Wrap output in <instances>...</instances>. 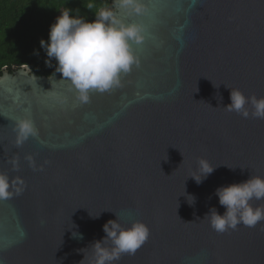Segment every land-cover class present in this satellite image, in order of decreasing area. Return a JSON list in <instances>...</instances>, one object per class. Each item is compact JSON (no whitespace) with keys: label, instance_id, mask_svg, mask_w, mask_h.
<instances>
[{"label":"water","instance_id":"obj_1","mask_svg":"<svg viewBox=\"0 0 264 264\" xmlns=\"http://www.w3.org/2000/svg\"><path fill=\"white\" fill-rule=\"evenodd\" d=\"M143 2L147 12L129 16L110 1L122 21L144 26L132 45L141 62L88 103L60 74L3 68L0 172L23 183L0 200V264H80L84 255L89 264L86 248L115 213L150 229L115 264H264V222L219 234L204 219L225 211L218 187L264 177V119L223 108L225 85L264 97V0ZM25 116L38 135L17 147ZM200 158L218 167L197 184L189 176Z\"/></svg>","mask_w":264,"mask_h":264},{"label":"clouds","instance_id":"obj_2","mask_svg":"<svg viewBox=\"0 0 264 264\" xmlns=\"http://www.w3.org/2000/svg\"><path fill=\"white\" fill-rule=\"evenodd\" d=\"M68 2L62 0L57 5L60 14L50 26L49 39H41L40 45L47 55L46 66L55 69L51 76L60 74L61 80L71 83L77 99L81 103H88L91 93L103 94L121 87L122 76L140 66V58L132 45L145 39V28L141 24L125 23L106 3L85 0L84 6L88 10H95V18L89 20L79 14V9L67 7ZM114 3L116 8L124 10L129 16L147 12L143 0H114ZM34 55L38 56L39 52L34 51ZM225 86L230 89L231 100V103L223 107L226 111L235 112L245 119H264V97L246 96L238 88ZM14 130L17 147L38 135L34 122L27 116L15 121ZM216 167L207 159L200 158L196 173L189 177L200 184ZM18 182L23 183L18 177L12 178L0 172V200L19 195L22 189L17 187ZM214 194L225 211L220 214L216 207H212L204 219L208 220L215 232L223 234L237 230L239 226L255 228L264 222V205L252 204L253 200H264V177L251 175L242 182L218 187ZM188 202L194 204L195 198L188 196ZM99 215L92 217L98 218ZM115 215L116 219H110L103 225V239L96 240L86 248L92 250L89 264H115L123 255H134L149 239L150 229L147 224L135 220L125 226ZM73 237L83 239V235L78 232H73ZM86 249L82 250L84 254ZM85 259L86 255L80 264Z\"/></svg>","mask_w":264,"mask_h":264},{"label":"trees","instance_id":"obj_3","mask_svg":"<svg viewBox=\"0 0 264 264\" xmlns=\"http://www.w3.org/2000/svg\"><path fill=\"white\" fill-rule=\"evenodd\" d=\"M110 1L97 0V3L109 6ZM61 2L0 0V75L3 68L13 71L27 65L39 76H51L55 69L46 66L47 55L40 41L49 39L50 26L60 14L57 5ZM84 4L85 0H69L66 6L79 9V14L85 19H94L95 10H88ZM34 51H38L39 55H34Z\"/></svg>","mask_w":264,"mask_h":264}]
</instances>
